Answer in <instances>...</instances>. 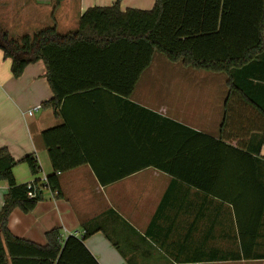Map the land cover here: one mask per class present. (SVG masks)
<instances>
[{"label": "crops", "instance_id": "obj_1", "mask_svg": "<svg viewBox=\"0 0 264 264\" xmlns=\"http://www.w3.org/2000/svg\"><path fill=\"white\" fill-rule=\"evenodd\" d=\"M115 1L79 5L68 28L87 8ZM154 2L124 0L120 9L150 10ZM169 63L172 73L163 75L148 73L150 65L128 99L76 94L56 116L40 108L53 98L44 64L15 79L0 51V149L15 161L33 155L40 167L32 177L17 165L16 184L41 185L52 174L41 133L63 123L87 159L57 175L58 195L44 188L31 212L12 211L11 235L44 246L54 229L62 239L96 229L84 244L99 264H264V82L247 73L264 78V55L235 92L256 108L236 96L230 102L226 75ZM6 192L0 181V208ZM252 237V249H242Z\"/></svg>", "mask_w": 264, "mask_h": 264}, {"label": "trees", "instance_id": "obj_2", "mask_svg": "<svg viewBox=\"0 0 264 264\" xmlns=\"http://www.w3.org/2000/svg\"><path fill=\"white\" fill-rule=\"evenodd\" d=\"M122 1L116 0L108 7L87 8L79 17L77 28L63 35L54 26L32 36L11 38L0 28V51L4 60L11 61L13 78H19L31 64H44L53 98L40 108H49L58 116L63 100L98 90L128 99L156 53L171 63L181 62L192 69L226 75L231 102L233 96L238 97L235 92L244 90V73L264 55V0H155L150 10L125 11L120 9ZM251 72H247L248 76L264 82V78ZM238 98L249 107H257L241 95ZM262 134L263 143L264 129ZM41 139L52 174L46 177L47 184L39 185L35 178L31 189L29 184H16L13 169L25 164L32 177H38L36 158L27 155L15 161L5 149H0V181L7 185L0 208V264H99L84 244L96 229H86L82 238L66 239L54 229L45 234L44 246L14 237L8 230L12 211L31 212L42 200L44 188L58 195L57 173L87 163L66 123L44 130ZM253 239L248 244L242 241V249H252Z\"/></svg>", "mask_w": 264, "mask_h": 264}, {"label": "rangeland", "instance_id": "obj_3", "mask_svg": "<svg viewBox=\"0 0 264 264\" xmlns=\"http://www.w3.org/2000/svg\"><path fill=\"white\" fill-rule=\"evenodd\" d=\"M11 1L0 0V28L7 31L11 38L24 35L32 36L40 30L54 26L59 34H67L75 30L68 28V25L74 26L79 5L86 7L88 1L95 2L94 5L106 3V0H102L103 2L98 0H13L15 8L11 5L7 9V4ZM24 3L26 4L25 8L22 6ZM18 7L20 11L17 9ZM164 64L170 67H163ZM150 65L148 73L159 75L172 73L173 65L159 53L154 55L153 65ZM215 76L222 78L224 75L215 74Z\"/></svg>", "mask_w": 264, "mask_h": 264}, {"label": "built area", "instance_id": "obj_4", "mask_svg": "<svg viewBox=\"0 0 264 264\" xmlns=\"http://www.w3.org/2000/svg\"><path fill=\"white\" fill-rule=\"evenodd\" d=\"M37 108H39V107H37ZM36 108V109H37ZM60 173H57V175H59ZM43 184H47V181H46V178L44 179V181H43ZM31 188H33V183L31 182V183H29V185H28V189H31ZM48 189V188H47ZM85 232L83 231V233L81 234V236H76V237H78V238H82V236H83V234H84Z\"/></svg>", "mask_w": 264, "mask_h": 264}]
</instances>
